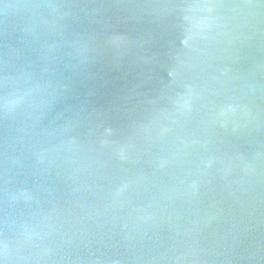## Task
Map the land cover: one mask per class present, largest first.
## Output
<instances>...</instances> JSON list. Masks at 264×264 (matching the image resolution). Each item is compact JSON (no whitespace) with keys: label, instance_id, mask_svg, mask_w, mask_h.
I'll list each match as a JSON object with an SVG mask.
<instances>
[{"label":"water","instance_id":"1","mask_svg":"<svg viewBox=\"0 0 264 264\" xmlns=\"http://www.w3.org/2000/svg\"><path fill=\"white\" fill-rule=\"evenodd\" d=\"M0 264H264V0H0Z\"/></svg>","mask_w":264,"mask_h":264}]
</instances>
